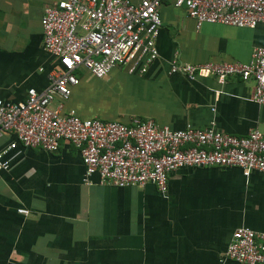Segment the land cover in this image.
I'll list each match as a JSON object with an SVG mask.
<instances>
[{"label": "crops", "instance_id": "0c3cea01", "mask_svg": "<svg viewBox=\"0 0 264 264\" xmlns=\"http://www.w3.org/2000/svg\"><path fill=\"white\" fill-rule=\"evenodd\" d=\"M53 1L0 0L3 101H21L28 88L46 86L52 63L41 46L39 20ZM159 20L158 56L143 73L125 66L103 78L82 73L64 109L121 123L151 118L171 130L213 122L235 136L264 132V104L250 100L251 81L230 77L218 84L168 73L175 56L190 64L245 62L263 43V27L196 26L184 8L167 1ZM14 140L5 135L0 147ZM7 157L11 167L0 171V264H236L221 255L233 230L264 233V173L256 170L243 176L236 167L181 168L160 193L152 184L100 185L95 174L82 183L79 155L64 141L51 153L16 144Z\"/></svg>", "mask_w": 264, "mask_h": 264}, {"label": "built area", "instance_id": "2783aa9c", "mask_svg": "<svg viewBox=\"0 0 264 264\" xmlns=\"http://www.w3.org/2000/svg\"><path fill=\"white\" fill-rule=\"evenodd\" d=\"M162 1L184 8L196 26L208 22L264 29V0H54L39 20L41 46L52 63L46 86L28 88L18 102L0 99V139L9 134L15 139L0 147V171L11 167L7 154L16 144L51 153L64 141L79 155L84 184L95 174L100 185L152 184L165 193L169 175L181 168L236 167L243 176L251 170L264 173V132L256 128L242 136L223 133L213 122L171 130L151 118L131 116L121 123L83 119L64 109L80 74L103 78L117 66L143 73L157 58ZM168 73L187 80L212 77L218 84L230 77L251 81L250 100L264 104V41L251 49L245 62L190 64L175 56ZM16 211L28 213L25 208ZM221 255L236 264H264V233L235 228Z\"/></svg>", "mask_w": 264, "mask_h": 264}]
</instances>
